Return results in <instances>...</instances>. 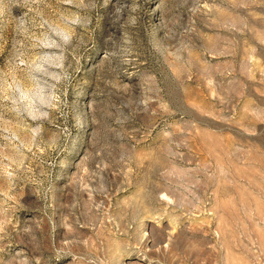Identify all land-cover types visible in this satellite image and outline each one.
<instances>
[{
  "label": "rangeland",
  "instance_id": "374dc122",
  "mask_svg": "<svg viewBox=\"0 0 264 264\" xmlns=\"http://www.w3.org/2000/svg\"><path fill=\"white\" fill-rule=\"evenodd\" d=\"M0 264H264V0H0Z\"/></svg>",
  "mask_w": 264,
  "mask_h": 264
}]
</instances>
